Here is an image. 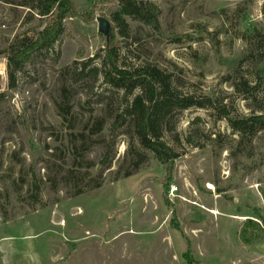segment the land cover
Returning a JSON list of instances; mask_svg holds the SVG:
<instances>
[{
  "label": "rangeland",
  "instance_id": "obj_1",
  "mask_svg": "<svg viewBox=\"0 0 264 264\" xmlns=\"http://www.w3.org/2000/svg\"><path fill=\"white\" fill-rule=\"evenodd\" d=\"M72 1L55 47L18 68L8 47L36 39L57 11L0 0V264H264V131L231 122L264 112V0H148L158 30L125 17L122 65H156L213 103L166 117L171 175L132 118L112 129L139 90L77 73L103 54L97 19L112 32L119 1ZM98 118L104 130L89 134Z\"/></svg>",
  "mask_w": 264,
  "mask_h": 264
},
{
  "label": "trees",
  "instance_id": "obj_2",
  "mask_svg": "<svg viewBox=\"0 0 264 264\" xmlns=\"http://www.w3.org/2000/svg\"><path fill=\"white\" fill-rule=\"evenodd\" d=\"M118 1L120 10L113 15V21L116 25L110 33L103 54H97L88 62L82 63L77 73L80 78L94 80L103 78L111 86L124 90L126 95H131L135 90H139L133 100L127 103L121 113L116 116L112 129L122 127L127 119L132 118L142 147L152 151L155 157L166 165L167 173L171 175L174 162L179 154L163 139V123L166 117L176 110H187L192 107L211 108L213 103L209 99L200 101L193 95H185L179 92L172 86L171 75L165 73L156 65L146 63L126 67L121 64L117 36L118 34L122 37L129 36V24L125 17L131 16L158 30L161 25V9L148 0ZM55 10L57 13L53 22L47 25L36 39H25L8 47L11 65L20 68L30 60L34 53L44 50L49 51L55 47L64 31V20L74 17L77 13L72 0H45L41 13L46 16L54 14ZM261 12L264 17V3ZM261 36V40L264 42V35ZM75 64H77L76 61ZM14 86L15 82L12 80L11 87ZM231 122L234 128L244 133H255L257 130L264 131V112L253 115L248 119ZM105 126V119L98 118L92 128L89 129V134H99ZM131 174L129 172L126 176ZM101 185V183H97L94 188H99ZM247 225L258 226L252 219H249ZM245 240L248 243L252 242L246 239L244 235Z\"/></svg>",
  "mask_w": 264,
  "mask_h": 264
},
{
  "label": "water",
  "instance_id": "obj_3",
  "mask_svg": "<svg viewBox=\"0 0 264 264\" xmlns=\"http://www.w3.org/2000/svg\"><path fill=\"white\" fill-rule=\"evenodd\" d=\"M97 21L99 22V31L109 39L111 33L110 22L103 17H99Z\"/></svg>",
  "mask_w": 264,
  "mask_h": 264
},
{
  "label": "bare ground",
  "instance_id": "obj_4",
  "mask_svg": "<svg viewBox=\"0 0 264 264\" xmlns=\"http://www.w3.org/2000/svg\"><path fill=\"white\" fill-rule=\"evenodd\" d=\"M212 213H215V214H217L218 212H217V211H212Z\"/></svg>",
  "mask_w": 264,
  "mask_h": 264
}]
</instances>
